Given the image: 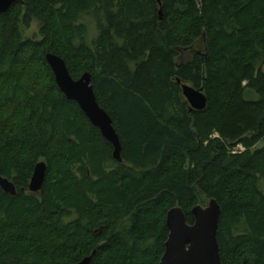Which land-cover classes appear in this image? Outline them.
<instances>
[{"label":"trees","instance_id":"16d2710c","mask_svg":"<svg viewBox=\"0 0 264 264\" xmlns=\"http://www.w3.org/2000/svg\"><path fill=\"white\" fill-rule=\"evenodd\" d=\"M32 21L37 38L23 35ZM47 53L74 79L91 74L121 162L59 90ZM183 83L202 89L204 109H190ZM0 173L17 190L0 189V264L93 251L91 264H158L168 210L192 224L210 199L222 264H264V0H15L0 14Z\"/></svg>","mask_w":264,"mask_h":264},{"label":"water","instance_id":"95a60500","mask_svg":"<svg viewBox=\"0 0 264 264\" xmlns=\"http://www.w3.org/2000/svg\"><path fill=\"white\" fill-rule=\"evenodd\" d=\"M162 0H156L160 5ZM15 0H0V14L5 13ZM161 15V9L159 10ZM54 76L55 83L64 96L75 102L89 122L99 129L101 136L113 146V158L121 162V144L108 113L99 106L91 74L85 72L78 79L72 78L65 61L58 55H45ZM179 82V80H177ZM182 95L190 109L202 110L206 106V96L202 89H195L188 84H181ZM46 164L38 162L29 181L28 190L38 192L45 179ZM0 189L16 196L17 190L12 181L0 173ZM193 223L188 224L185 214L178 206L168 210L166 227L168 236L164 242V252L158 264H222L217 242V229L221 207L215 199L206 205L192 208ZM95 251L78 262L71 264H91Z\"/></svg>","mask_w":264,"mask_h":264},{"label":"rangeland","instance_id":"374dc122","mask_svg":"<svg viewBox=\"0 0 264 264\" xmlns=\"http://www.w3.org/2000/svg\"><path fill=\"white\" fill-rule=\"evenodd\" d=\"M91 20L92 19L90 17H88V16H84V17L81 18V21L86 23V26L88 27V30H89L88 37H89L90 41L97 34L95 24H94V22L92 23ZM38 32H39V24H38V22L32 21L31 24L23 30V35L25 37H27V38H32V37L37 38V37H39ZM247 98L248 99H255V98H257V95L252 91V92H250V95L247 96ZM260 146H262L261 143L257 145V147H260ZM236 150H243V148L240 147V146H237L234 149V151H236ZM260 188L264 192V179L260 180ZM206 204L207 203L203 204V206L206 205Z\"/></svg>","mask_w":264,"mask_h":264}]
</instances>
